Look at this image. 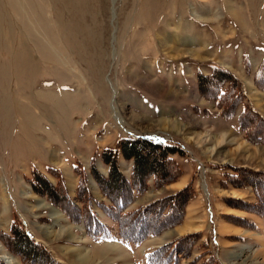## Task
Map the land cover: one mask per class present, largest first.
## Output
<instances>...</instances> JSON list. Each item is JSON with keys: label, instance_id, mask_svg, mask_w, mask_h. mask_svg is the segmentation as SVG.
<instances>
[{"label": "rangeland", "instance_id": "rangeland-1", "mask_svg": "<svg viewBox=\"0 0 264 264\" xmlns=\"http://www.w3.org/2000/svg\"><path fill=\"white\" fill-rule=\"evenodd\" d=\"M114 8L113 59L112 0H0V244L17 264H264V0ZM141 140L177 152L135 147L137 175L118 146Z\"/></svg>", "mask_w": 264, "mask_h": 264}, {"label": "trees", "instance_id": "trees-1", "mask_svg": "<svg viewBox=\"0 0 264 264\" xmlns=\"http://www.w3.org/2000/svg\"><path fill=\"white\" fill-rule=\"evenodd\" d=\"M137 146L138 147L146 146L151 151V154L152 155H155L156 154V150H161V155L159 154L157 157L155 156V158H154V163L155 164L157 163L158 158L163 159L168 154H173V153H176L177 152L175 149H172L170 147H164L161 144L155 143L153 141H148V140L130 141L129 146H127L125 143H120V145L118 147H119V149H120L123 157H125V159L133 158L134 161H135V166H134L135 172H134V174L135 173L137 174V173L142 172V168L139 167L140 162H142L141 161L142 160L141 153L138 152V151H135V147H137ZM167 160H168V156H167ZM104 162L105 163H108V164H111V168H110V180H112L114 182L116 180H119L120 182H122V179L120 178V175L117 173V169L115 167V164L113 162L109 161L108 159L107 160L104 159ZM96 178H97L98 181L100 180V178H98V177H96ZM112 201L114 202V204L117 205L118 209L124 208L125 198H124L123 195H118V194L115 195V197H114V199H112ZM149 207L144 208L142 210V213L137 212L135 214V216H137L135 219H138L139 218L140 222H144V220H145L144 219L145 218L144 217V214H147L148 213ZM105 211L107 213L111 214V215H109L110 217H114L115 216L111 211H108V210H105ZM138 215H143V216L142 217H140V216L138 217ZM132 216H133V214H131V217L130 218H132ZM154 231H157V230L154 229ZM139 237H141V236L133 237L132 239L136 240V239H139Z\"/></svg>", "mask_w": 264, "mask_h": 264}, {"label": "bare ground", "instance_id": "bare-ground-1", "mask_svg": "<svg viewBox=\"0 0 264 264\" xmlns=\"http://www.w3.org/2000/svg\"><path fill=\"white\" fill-rule=\"evenodd\" d=\"M117 0H112V9H111V13H112V24H113V29H114V32H113V35H112V40H111V45H112V49H113V59L115 57V47L114 45L116 44L115 41H116V38H115V32H116V29H115V26H114V22L116 20V11H115V3H116ZM102 12V11H101ZM48 45V44H47ZM93 45V44H92ZM188 54V53H187ZM63 65V64H62ZM65 65V64H64ZM108 84L110 85L111 89H112V98H111V105H112V113H113V117L115 118V120L118 122V124L121 126L123 124V119L120 117V113L117 109V106H116V100H117V96H118V93L116 91V89L113 87L112 85V82L109 80V78L106 79ZM34 108V107H33ZM33 111V109H32ZM33 116H31L32 118ZM36 118V117H35ZM122 127V126H121ZM185 128V126H184ZM188 129V128H187ZM125 132H128L124 129ZM33 148V147H32ZM35 148V146H34ZM253 154V153H252ZM182 185H183V182L181 184H171L170 186H177L176 188H180L182 189ZM202 189H203V192L205 193V195L207 196V191H206V187L205 185L202 183L201 185ZM2 192L5 193V189L3 188L2 189ZM4 196V194H3ZM234 196V194H233ZM6 196L2 197L1 199L4 201V207L7 206V200H5ZM53 213L52 214V217L53 218H58L61 216L59 212L57 211H52ZM58 221V220H56ZM56 226V225H55ZM201 226H188L187 228L183 229V230H180V233L182 234H195L196 232H198L200 230ZM51 229V228H50ZM44 232H42V234L44 235L45 238H48L51 233L50 231H48L47 229H43ZM65 231V230H64ZM58 235V234H57ZM170 235V234H168ZM57 237V236H56ZM52 238V237H51ZM70 238H72L70 236ZM160 247V246H159ZM89 256V255H88ZM240 257V256H239ZM77 258V257H76ZM0 259L2 260L3 264H17L18 261L17 259H15L14 257H12L11 255H9L6 251H5V248L0 244ZM84 262L87 260V258L83 257V256H79L77 258V261L84 263Z\"/></svg>", "mask_w": 264, "mask_h": 264}]
</instances>
